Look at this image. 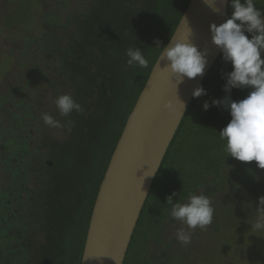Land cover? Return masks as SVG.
<instances>
[{"label":"trees","instance_id":"1","mask_svg":"<svg viewBox=\"0 0 264 264\" xmlns=\"http://www.w3.org/2000/svg\"><path fill=\"white\" fill-rule=\"evenodd\" d=\"M39 1L41 33L27 34L16 49L25 58L19 82L0 93V264H80L110 157L189 0ZM263 15L264 0H229L225 20ZM8 91L21 93L12 107ZM30 119L51 123L42 128ZM28 131L36 133L30 149L40 152L35 169ZM248 191L255 208L264 207V28L232 41L204 77L123 264H171L176 247L165 232L178 227V211L193 199L207 210L214 194L231 200Z\"/></svg>","mask_w":264,"mask_h":264},{"label":"water","instance_id":"2","mask_svg":"<svg viewBox=\"0 0 264 264\" xmlns=\"http://www.w3.org/2000/svg\"><path fill=\"white\" fill-rule=\"evenodd\" d=\"M229 0H189L131 110L92 208L80 264H123L166 151L221 52L264 15L226 23Z\"/></svg>","mask_w":264,"mask_h":264},{"label":"rangeland","instance_id":"3","mask_svg":"<svg viewBox=\"0 0 264 264\" xmlns=\"http://www.w3.org/2000/svg\"><path fill=\"white\" fill-rule=\"evenodd\" d=\"M40 14L39 0H0V93L7 84L19 82L17 63L24 65L25 58H16V49L21 47L27 34L37 36L41 33ZM36 59L38 66L39 56ZM37 71L32 72L35 77ZM44 92L48 93L46 90ZM20 94L8 91V107L17 103ZM44 102L50 104L48 100ZM38 111V115L45 116V110ZM30 123L46 128L51 121L30 119ZM11 130L21 132L17 128ZM28 132L31 135L28 158L32 169H35L39 167L37 157L40 152L30 149L37 146L33 140L36 133ZM251 199L250 191L240 199L236 196L231 200L228 194H214L208 199L207 210L196 209L195 199L189 201L186 211H178L175 217L178 227H169L165 232L168 241L176 247L172 252L171 264H264V207L261 205L257 210ZM180 238L184 240V245L182 242L176 246ZM236 244L240 247L237 248Z\"/></svg>","mask_w":264,"mask_h":264}]
</instances>
